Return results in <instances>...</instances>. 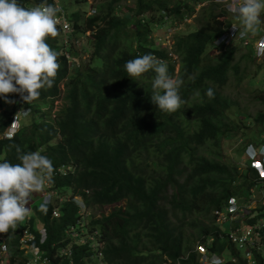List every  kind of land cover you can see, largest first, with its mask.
Instances as JSON below:
<instances>
[{"label": "trees", "instance_id": "obj_1", "mask_svg": "<svg viewBox=\"0 0 264 264\" xmlns=\"http://www.w3.org/2000/svg\"><path fill=\"white\" fill-rule=\"evenodd\" d=\"M122 1L101 0L97 12L88 16L75 10L69 14L72 30L68 34L57 28L56 37L46 38L59 53L53 87L40 90L30 104L19 94H8V100L18 98L10 110L0 97V134L13 123L19 108L26 111L19 115L22 125L17 134L0 137V162L20 163L16 145L24 152L39 151L53 163L54 188L70 194L60 217L52 216V205L35 204L30 220L37 237L34 244H40L38 229L45 227L48 237L40 254L50 264H163L165 257L173 264H202L195 245L214 236L210 252L230 251L239 261L229 259L225 264H245L229 229L219 227L214 210L231 198L240 207L248 206L256 184L253 169L240 170L221 151L223 137L236 136L243 128L242 120H232L239 110L225 90L232 74L240 83L245 79L247 68L241 72L240 63H255L253 47L244 46L246 52L238 56L243 46L239 41L215 45L223 27L232 23L231 18L217 19L216 0H208L199 10L198 3L207 0H133V7ZM41 2L18 0L26 8ZM47 2L54 4V0ZM197 11L195 29L174 36L172 52L177 59L156 45L155 24L179 23ZM80 36L87 37L90 47H76ZM88 49L91 56L80 63L79 56ZM147 53L167 61L169 73L183 81L180 95L186 103L172 115L151 103L152 72L139 82L124 70L126 61ZM209 88L214 99L206 95ZM261 92L259 100L264 105ZM60 99L63 102L55 111ZM234 106L237 110L231 112ZM254 118L264 124V110ZM241 139L244 145L256 140L246 133ZM74 196L88 206L113 209L85 219L81 227ZM246 212L249 222L264 219V204L247 207ZM71 225L80 227L76 230L82 234L69 238L65 231ZM22 227L19 221L15 229L4 233L9 264H27L28 254L19 243ZM86 233L97 241L85 235L82 243L79 237ZM62 246H67V254L58 257ZM257 264H264L260 255Z\"/></svg>", "mask_w": 264, "mask_h": 264}, {"label": "clouds", "instance_id": "obj_2", "mask_svg": "<svg viewBox=\"0 0 264 264\" xmlns=\"http://www.w3.org/2000/svg\"><path fill=\"white\" fill-rule=\"evenodd\" d=\"M56 2L63 5L69 19V12L60 0H54V4L48 3L47 0H42L41 3L30 6V8L20 5L18 0H0V97H3L7 103L13 102L8 100V94L15 93L19 94L25 103L30 104L39 97L40 90H47L53 87L55 83V77L60 67L57 60L59 53L50 47L46 42V38L56 37L58 34L57 28L62 30V25L56 18L57 13L61 9L56 5ZM217 2L218 5L216 7L221 6L222 3L225 4L226 7L224 9L229 12L228 16L232 15V23L231 25H223L224 32L215 39V45L219 46L232 40L234 42L239 41L243 43V47L246 45L253 47L256 59L261 56L264 57V0H221L222 3ZM203 3L198 5L202 7L208 4ZM74 11L72 10L70 13ZM92 14L90 13L89 15ZM218 14L217 19H220V13ZM154 40L158 46L159 41L155 38ZM173 44L170 45V49H167L166 46L168 45L164 49L169 52V55L177 59L176 54L172 52ZM68 57H70L69 54ZM124 70L128 77L139 82L145 74L149 72L154 74L151 82V103L157 106L159 111L172 115L186 103L180 95L183 81L171 75L167 61L162 60L156 54L147 53L130 59L125 62ZM206 95L209 99H214V90L212 88L207 89ZM17 100L18 98H15V102ZM22 112L26 114V111L19 108L15 113L13 123L0 134V137L13 138L17 134L22 125V119L19 117ZM263 135L264 132L255 142L245 144V148L243 147L245 164L257 174L256 184L252 187V189L259 192L256 206L258 203L264 204V175H262L264 161L258 155V147L262 144ZM16 153L20 163L12 164L7 160L0 162V264L4 260H9V245L7 236L4 233H9V229H15L19 221L23 225L19 231V243L22 249L25 246L22 242L25 231L33 236L30 246H28L29 252L26 253L28 254L27 264H32L31 261L34 258L32 250L38 248L39 252H41V244L48 237L47 229L39 227L40 244H34L37 237L31 231L30 220L32 214H34L35 204L42 202L52 205V216L60 217L61 206L70 197V194L60 193L51 183L54 166L47 156L42 155L39 151L24 152L19 145H16ZM258 161L261 162L263 167ZM58 171L61 170L54 171L55 175ZM46 191L52 195L50 202L44 201V192ZM75 197H78L80 201ZM74 200L79 205L80 218L78 221L82 227L85 225L87 212L90 213L89 209L93 207L88 206L80 196H74ZM233 202L238 209L244 208V211L239 212L237 209V212H231L230 206ZM250 202L249 200L248 205ZM95 208L100 207L96 206ZM246 209L247 206L240 207L238 201L235 198H231L228 203L216 208L214 215L219 227L226 220L233 219L231 228H229L231 242L234 243L236 251L240 253L241 258L247 264H257V255L264 258V219H256L252 222L247 221ZM55 211L57 215L54 214ZM103 213L100 215L93 213L92 216H101ZM255 225H259L257 229L259 235H256V244L252 245L248 238L240 242L239 238L246 236V232L250 228L253 232ZM76 228L80 227L71 225L66 229L65 234L69 238L81 235L83 231H78ZM227 230L225 229V231ZM232 233L237 234L238 240L233 239ZM85 235L90 238L92 234L86 233L83 236L85 237ZM93 237L94 239L92 240L94 242L97 241L94 235ZM79 238L81 241L82 236ZM213 240L214 236H210L206 239V242L198 241L196 243L195 249L200 253V257L201 255H206L210 264H225L229 259L234 262L239 261V256L232 255L230 251H225L224 253L210 252L208 245ZM96 245L99 247V243H96ZM4 246L6 247L5 249ZM199 246L205 248V254L200 251ZM99 256L103 260V256ZM165 258L163 264H173L172 260ZM200 261L204 264L201 259ZM50 263L51 260L47 258V264Z\"/></svg>", "mask_w": 264, "mask_h": 264}, {"label": "rangeland", "instance_id": "obj_3", "mask_svg": "<svg viewBox=\"0 0 264 264\" xmlns=\"http://www.w3.org/2000/svg\"><path fill=\"white\" fill-rule=\"evenodd\" d=\"M67 8L69 14L70 11L72 10H80L81 14L83 16L89 15L90 13L95 14L97 12V5L101 2V0H60ZM221 2V0H217ZM125 5L129 7H133L134 2L133 0H124L122 1ZM208 0L205 1L203 4H207ZM222 3V2H221ZM199 4V3H198ZM202 4V5H203ZM201 5H197V10H199ZM225 4L222 3L221 6L216 7L215 12L216 13H221L222 16L220 19L224 21H228L231 16L229 17L228 14L229 12L226 10L224 11ZM86 9V10H85ZM126 10V7L124 8ZM224 12V13H223ZM199 11L195 13L192 17L187 18L186 20H180L179 23L176 22H170L167 21L168 24L166 25H161L159 26L158 24L154 25V31L152 34L153 39H157L158 42V47L164 48L166 45L167 49H170V45L174 43V36L177 33L180 34H187L189 31L192 29H195V26H197V18H195L198 15ZM236 18V17H233ZM166 22V23H167ZM236 22H238L236 20ZM134 26V25H132ZM63 35V33H62ZM64 36V35H63ZM77 40V39H76ZM87 37L85 36H80V40L76 41V47L80 45V47H85V45L89 46V42H87ZM81 43V44H80ZM247 48L241 47L240 53L238 56L246 52ZM92 50H87L83 54L79 56V61L80 63H86L87 58L91 56ZM212 54H216L217 50L216 49H211ZM261 56L259 59H256L255 63L251 62L248 64H245L244 60H241V72L246 69L245 72V79L240 83L238 81V78L236 75H231L230 78V87H228L225 90V93L228 94L234 101H236L237 106H238V113L239 115H233L232 120H242L241 124L243 128L239 129L240 132L238 135L234 136L228 135L223 137L222 140V147L221 151L224 153V156L228 158L229 160L234 161L239 165V169L242 170L243 168L247 167L245 164V156L243 154V147L245 140L242 141V133H246L247 136H250L252 139H258L261 137L262 133L264 132V124H257L256 119L254 118L258 111L264 110V105L261 103V100H259L260 94H262V90H264V57ZM248 65V66H247ZM179 70V64H176V72ZM11 101L12 103H9L7 106H5L6 109H13L14 103H15V98H13ZM63 100H57L56 101V106H55V111L59 109L60 105L62 104ZM237 110V107L234 106L231 109V112ZM22 124V123H21ZM244 125H247L245 128ZM261 126V128H260ZM243 130V131H242ZM264 141V139H261ZM55 175V173H53ZM258 191L255 190H250L249 193V200L251 201L250 204L247 207H255L256 206V200H257V195ZM67 195V194H64ZM80 201L78 197H75ZM39 199V198H38ZM35 199V200H38ZM36 203V202H33ZM81 203V202H80ZM123 203V202H122ZM84 205V203H83ZM85 207V205H84ZM100 207V206H97ZM113 206H107L105 205L104 207L100 208H95L93 207L90 210V213L87 212L85 219L86 220H91L92 219V214H101L102 212L108 213L112 211ZM246 207V206H245ZM34 212V210H33ZM222 227L225 229H229L231 227V221L226 220L223 224ZM96 232V231H95ZM91 239H94L93 235H90ZM66 240V238H65ZM82 243L85 242L84 236H82L81 239ZM56 245V244H54ZM24 251L25 253L29 252V247L24 246ZM39 252L38 250H32L33 257H37V253ZM70 252V251H68ZM67 254V246H62L60 247L57 252L56 256L62 257L63 255ZM201 260H203V256L201 255L200 257ZM10 260H4L2 261L1 264H9Z\"/></svg>", "mask_w": 264, "mask_h": 264}, {"label": "built area", "instance_id": "obj_4", "mask_svg": "<svg viewBox=\"0 0 264 264\" xmlns=\"http://www.w3.org/2000/svg\"><path fill=\"white\" fill-rule=\"evenodd\" d=\"M56 5L61 9V11L59 13H57V20L58 22L62 25V30L64 33H69L71 30H72V25H71V22L70 20L68 19V16H67V11L66 9L63 7V5L59 2H56ZM232 33H234V31H232ZM256 48V47H255ZM263 139H264V135L262 136ZM258 150H259V153L258 155L263 159L264 161V141H262V144L260 145V147H258ZM258 163L261 165V167H263V165L261 164V162L258 161ZM262 175H264V171L262 172ZM254 190V189H252ZM51 193L46 191L44 192V201L45 202H50L51 200ZM237 207L234 205V202L233 204L230 206V211L233 212V211H236L237 212ZM239 212H243L244 211V208H239L238 209ZM54 214L57 215V212L55 211ZM259 228V225H255L254 226V231L252 232V229H248L247 232H246V236L244 237H240L239 238V241L240 242H243L246 238H248V240L252 243V245H255L256 244V235H259V231L257 230ZM231 236L233 237L234 240H238V236L237 234L235 233H232ZM33 239V236L31 233H28L25 231V234L24 236L22 237V242L24 243L25 246H30V243H31V240ZM6 247L4 246V249ZM199 249L201 252H203L205 254V248L203 246H199ZM34 250H38V248H34ZM39 251V250H38ZM37 253V257L36 258H33L31 263L32 264H47V258H42L40 252H36ZM203 263L204 264H210L208 262V258L206 255L203 256Z\"/></svg>", "mask_w": 264, "mask_h": 264}]
</instances>
